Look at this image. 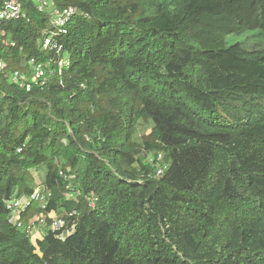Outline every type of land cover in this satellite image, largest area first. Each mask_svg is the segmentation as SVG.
<instances>
[{
    "label": "trees",
    "instance_id": "16d2710c",
    "mask_svg": "<svg viewBox=\"0 0 264 264\" xmlns=\"http://www.w3.org/2000/svg\"><path fill=\"white\" fill-rule=\"evenodd\" d=\"M49 1L0 21V264H264V0Z\"/></svg>",
    "mask_w": 264,
    "mask_h": 264
},
{
    "label": "built area",
    "instance_id": "2783aa9c",
    "mask_svg": "<svg viewBox=\"0 0 264 264\" xmlns=\"http://www.w3.org/2000/svg\"><path fill=\"white\" fill-rule=\"evenodd\" d=\"M36 10L39 12L48 13L50 19L49 24L58 30L62 29L67 20L74 14H76V9L73 7L65 8L61 11L55 9L51 6L49 0H33ZM50 7L52 10L50 13L47 11ZM21 17H24L23 8H22V0H4L0 7V21H11L17 20ZM4 32H1V36L4 37ZM56 31H48L45 30L42 35L41 47L43 50H47L52 52L55 57L48 59L47 62H43L37 60L35 58H30L26 63L25 67L27 71H19L12 70L9 75V81L19 88L23 89L25 92H30L34 86L44 87L50 82V78L56 70L60 75L63 68L67 66V62L65 59L60 58L61 53V45L56 40ZM2 45L5 47H12L14 44L12 42H8L5 39L2 40ZM50 63H54L55 70L49 68ZM7 70V65L0 57V76L5 75ZM160 160V157H158ZM164 167L159 166L156 171V176L162 175ZM45 194L40 192L39 189H36L29 200L34 201H42L45 202L44 199ZM71 196V195H69ZM29 200L22 199L18 201H9L6 202V207L10 210V222L22 231H27L30 235L34 229L39 230L35 226L24 225L20 221V213L24 212L26 206L29 204ZM40 223H44V220H40ZM63 226L61 221H54L51 225L52 231H58Z\"/></svg>",
    "mask_w": 264,
    "mask_h": 264
},
{
    "label": "rangeland",
    "instance_id": "374dc122",
    "mask_svg": "<svg viewBox=\"0 0 264 264\" xmlns=\"http://www.w3.org/2000/svg\"><path fill=\"white\" fill-rule=\"evenodd\" d=\"M51 10H52V7H50L47 11L50 13ZM238 40H240V38H238V39L236 37L229 38L228 44H231V43L236 42ZM55 216L56 215L53 216V214H52L51 217L55 218ZM41 237H42V233L39 230L34 229L32 232V235H31V239H32L33 243H36V240L40 239Z\"/></svg>",
    "mask_w": 264,
    "mask_h": 264
}]
</instances>
